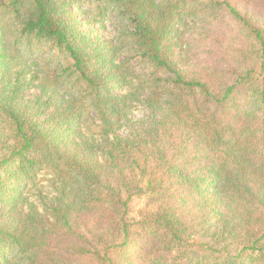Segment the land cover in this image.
I'll use <instances>...</instances> for the list:
<instances>
[{
    "label": "trees",
    "instance_id": "trees-1",
    "mask_svg": "<svg viewBox=\"0 0 264 264\" xmlns=\"http://www.w3.org/2000/svg\"><path fill=\"white\" fill-rule=\"evenodd\" d=\"M0 264H264V0H0Z\"/></svg>",
    "mask_w": 264,
    "mask_h": 264
},
{
    "label": "rangeland",
    "instance_id": "rangeland-1",
    "mask_svg": "<svg viewBox=\"0 0 264 264\" xmlns=\"http://www.w3.org/2000/svg\"><path fill=\"white\" fill-rule=\"evenodd\" d=\"M82 7L84 10L91 8L86 5V2L81 4L80 8ZM74 14L82 23L79 24V27H81L83 30H99V34L102 38L119 37L118 33L123 23L122 21L116 19V13L114 11L109 10L105 12L102 18L94 17L92 13H86V15L82 16L79 12L74 11ZM101 26H104L103 31L100 29Z\"/></svg>",
    "mask_w": 264,
    "mask_h": 264
}]
</instances>
